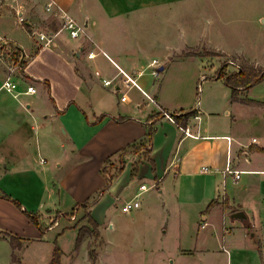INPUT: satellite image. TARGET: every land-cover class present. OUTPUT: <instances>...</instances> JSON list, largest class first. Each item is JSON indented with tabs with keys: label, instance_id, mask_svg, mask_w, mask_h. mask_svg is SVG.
I'll return each mask as SVG.
<instances>
[{
	"label": "crops",
	"instance_id": "obj_1",
	"mask_svg": "<svg viewBox=\"0 0 264 264\" xmlns=\"http://www.w3.org/2000/svg\"><path fill=\"white\" fill-rule=\"evenodd\" d=\"M175 1L0 0L1 48L21 49L24 55L21 69L14 72L18 87L10 91L2 84L14 64L0 54V192L44 214L49 209L70 212L63 208L67 205L80 212L84 205L76 204H86L101 229L106 222V228H115L111 208L120 209L135 197L141 205L125 212L128 216L141 217L145 201L161 213L149 243L164 252V260L264 264V95L259 88L264 80L233 99L224 77L212 75L223 93L206 104L180 89L173 90L171 99L165 78L150 86L147 70L158 77L175 61L174 52L166 49L163 61L156 56L146 61L132 40L145 22V10ZM48 3L54 11L46 10ZM61 13L84 26L78 38L62 28ZM42 31L56 33L50 44L39 38ZM121 68L140 88L124 84ZM28 84L37 91L25 92ZM126 89L136 90L137 98L121 100ZM162 110H193L186 125L198 136L185 134ZM142 141L149 156L143 150L123 155L122 172L87 203L106 185L103 168L108 174L115 171L117 152ZM228 164L241 170L240 177L225 173ZM58 225V243L70 231L77 238L75 227L63 229L61 220ZM48 231L42 235L12 199L0 195V241L9 242L12 256L10 233L23 237L22 252L46 241Z\"/></svg>",
	"mask_w": 264,
	"mask_h": 264
},
{
	"label": "rangeland",
	"instance_id": "obj_2",
	"mask_svg": "<svg viewBox=\"0 0 264 264\" xmlns=\"http://www.w3.org/2000/svg\"><path fill=\"white\" fill-rule=\"evenodd\" d=\"M141 17L145 22L138 26V37L132 43L144 55V60L156 56L163 61L166 49L174 52L175 61L165 72L156 77L148 69L146 75L150 86L165 78L169 90L166 93L171 99L176 95L175 89L189 92L196 101L204 99V104L209 97L223 93L224 87H219L211 78L223 64L229 70L248 65L264 69V0H177L147 9ZM6 51L0 48V54L13 63L17 55L10 58ZM186 56L194 58L177 60ZM259 88L264 95V85ZM125 91L132 98L138 96L136 90ZM34 185L40 188L38 182ZM148 204V201L143 202L139 213L143 215L134 218L121 208L112 207L115 228H106V222L102 229L99 223L92 224L85 208L78 212V208L72 210V205H67L63 208L70 212L63 214L52 209L46 210V214L39 212L41 222L48 227L46 231L49 230L46 241L32 243L22 252L15 248V259L10 254L9 242L0 241V264H13L12 260L14 264H49L59 220L63 229L75 227L79 230L83 226L79 244L71 231L58 243L66 250L64 254L63 249V264H172L164 260L161 249L152 248L149 243L154 240L151 235H154L161 213Z\"/></svg>",
	"mask_w": 264,
	"mask_h": 264
},
{
	"label": "trees",
	"instance_id": "obj_3",
	"mask_svg": "<svg viewBox=\"0 0 264 264\" xmlns=\"http://www.w3.org/2000/svg\"><path fill=\"white\" fill-rule=\"evenodd\" d=\"M18 55H20L21 53V49L17 50ZM227 66L226 65H222L219 70L217 75L219 77H224L225 82L231 87L232 89V98L233 99H240V94L242 93V89H248L251 86H253L254 84L263 81L264 80V69H259L253 65H248V66H240L238 68V70H227L226 71ZM244 99H250V98H242ZM194 113L193 110H187L183 113H175V121L177 124H181V125H186L187 124V119L188 117ZM153 127L150 126L147 136L150 142H152V136H153ZM141 150H143L144 152V156L148 157L149 155V150L147 145H145V143L139 142V143H133V144H128L125 147L121 148L117 153L119 154V164L117 165V169L115 168V171L112 173L109 172L108 174V170L106 169V167L103 168V172L105 173L106 176V185L104 186V188H102L100 191H98L94 196L88 198L87 200H85L87 203L91 202L92 200H95L103 191L107 190L110 186V184L112 183V181L114 180V178L120 173L122 172V170L125 167V161L123 160V155H125L126 153H129L130 151H135V152H140ZM137 171V168H133L132 170V175H135ZM0 195L2 197L8 198V199H12L14 201V203L23 210V212L31 219V221L38 227V229L40 230V232L42 234H44L46 232V230L48 229L47 226H45L41 220H40V216L41 214L39 212L36 211H31L28 210L26 208L23 207L22 203L14 198L12 195L6 193V192H0ZM215 204V200H213L209 206H212ZM86 209V216L89 217L90 221L92 222V224L94 225H98V222L94 219V217L92 216V214L90 213V211L88 210V206L86 204H76L75 207H79V206H83ZM9 238L11 240V243L15 248H21L22 247V240L23 237L17 235V234H12L10 233ZM83 237V226L78 230V236L76 238V242L77 244L80 243V241L82 240ZM260 246V244H259ZM62 255H63V249L62 247L58 244L57 241H55V246L53 249V253H52V259L50 261L49 264H62ZM15 252L13 253V259H15ZM95 262H93L94 264Z\"/></svg>",
	"mask_w": 264,
	"mask_h": 264
},
{
	"label": "built area",
	"instance_id": "obj_4",
	"mask_svg": "<svg viewBox=\"0 0 264 264\" xmlns=\"http://www.w3.org/2000/svg\"><path fill=\"white\" fill-rule=\"evenodd\" d=\"M46 10L48 11H54V7H53V4L52 3H48L46 5ZM60 13V12H59ZM62 19H63V22H62V28H66L70 34V36L72 38H78L81 33H83L84 31V26L81 25L80 23H78L73 17H70L68 14L66 13H61L59 14ZM19 20L20 21H23L24 20V17L22 15H20L19 17ZM56 35V33L54 32H39V38L41 40L44 41V45H48L52 42L54 36ZM3 48V44L0 45V48ZM7 52V56H10V58L12 56H16L17 55V59H12L14 60L13 62V66L11 67V71L10 73H8V75L5 77L4 81H3V87H5L6 89L10 90V91H15L18 87V82L14 79V72L16 70H19L21 69L22 65H23V54L21 53L20 55H18V51L17 50H14V54H13V50L10 52L9 50L6 51ZM10 52V53H9ZM90 55H93L94 54V51H91L89 53ZM23 55V56H22ZM121 72L123 73V75L125 76L123 78V82L126 86H132V85H136L140 88L139 84H138V81L135 77L129 75L127 72H125L122 68H121ZM155 73H157V71H154ZM113 79H104V82L106 84H112L113 83ZM37 91V88L32 85V84H28L26 89H25V92L27 93H34ZM148 97L152 100V101H155L154 98H152V96H150L149 94H147ZM128 98V95H127V92L125 91L122 96H121V100H127ZM162 113H163V116L176 122L175 121V114L168 111V110H162ZM199 117V116H197ZM182 130L185 132V134L187 135H193V136H198V134H194L192 131H191V128L189 125H179ZM204 169H207L206 166H203ZM225 173H233L237 178L240 177V174H241V170H238V169H235L233 168L230 164H228L225 168ZM146 188V185L145 184H142L141 185V189H145ZM140 194V192L138 193ZM141 205V202L139 199L137 198H131V199H128L126 200L125 202L122 203V210L124 212H130L132 211L134 208H137Z\"/></svg>",
	"mask_w": 264,
	"mask_h": 264
},
{
	"label": "water",
	"instance_id": "obj_5",
	"mask_svg": "<svg viewBox=\"0 0 264 264\" xmlns=\"http://www.w3.org/2000/svg\"><path fill=\"white\" fill-rule=\"evenodd\" d=\"M161 68H163V66H161ZM240 214V212H238V214L237 215H239Z\"/></svg>",
	"mask_w": 264,
	"mask_h": 264
}]
</instances>
